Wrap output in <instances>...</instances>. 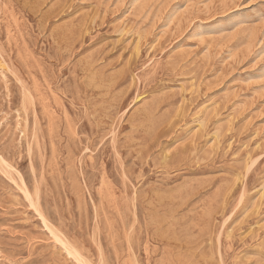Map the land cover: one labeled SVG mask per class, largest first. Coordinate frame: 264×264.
<instances>
[{
	"label": "rangeland",
	"instance_id": "obj_1",
	"mask_svg": "<svg viewBox=\"0 0 264 264\" xmlns=\"http://www.w3.org/2000/svg\"><path fill=\"white\" fill-rule=\"evenodd\" d=\"M240 3L0 0V264H264V7Z\"/></svg>",
	"mask_w": 264,
	"mask_h": 264
},
{
	"label": "bare ground",
	"instance_id": "obj_2",
	"mask_svg": "<svg viewBox=\"0 0 264 264\" xmlns=\"http://www.w3.org/2000/svg\"><path fill=\"white\" fill-rule=\"evenodd\" d=\"M124 26H125V25H124ZM68 54H69V53H68ZM259 55H260V54H259ZM2 68H3V67H2ZM23 90H24V88H23ZM44 100H45V99H44ZM24 101H25V100H24ZM26 101H27V100H26ZM44 102H45V101H44ZM21 103H22V102H21ZM21 103H20V104H21ZM28 107H29V106H28ZM73 107H74V106H73ZM145 108H146V107H145ZM23 109H24V108H23ZM157 109H158V108H157ZM151 111H152V110H151ZM144 112H145V111H144ZM142 113H143V112H142ZM155 113H156V112H155ZM27 114H28V112H27ZM17 115H18V114H17ZM143 115H144V114H143ZM146 115H147V114H146ZM157 116H158V115H157ZM151 120H152V119H151ZM79 124H80V123H79ZM155 124H156V123H155ZM153 126H154V125H153ZM34 129H35V128H34ZM38 130H39V129H38ZM34 131H35V130H34ZM39 132H40V131H39ZM37 133H38V132H37ZM214 133H215V132H214ZM213 135H214V134H213ZM41 138H42V137H41ZM35 141H36V140H35ZM231 141H232V140H231ZM178 143H179V142H178ZM178 143H177V144H178ZM111 144H112V143H111ZM44 145H45V144H44ZM230 145H231V144H230ZM244 146H246V145H244ZM114 147H115V146H114ZM46 148H47V147H46ZM242 148H243V147H242ZM114 149H115V148H114ZM170 150H171V148H170ZM192 153L194 154V152H192ZM193 154H192V155H193ZM115 155H116V154H115ZM120 157H121V156H120ZM247 157H248V155H247ZM249 157H250V156H249ZM114 159H115V158H114ZM117 159H118V158H117ZM118 160H119V159H118ZM202 160H203V159H202ZM80 161H81V160H80ZM80 164H81V163H80ZM9 166H10V165H9ZM102 168H103V166H102ZM53 172H54V171H53ZM18 173H19V172H18ZM19 174H20V173H19ZM20 178L23 179V177H20ZM24 183H25V182H24ZM24 183H23V185H24ZM262 185H263V184H262ZM24 186H25V185H24ZM24 186H23V187H24ZM25 188H26V186H25ZM27 190H28V189H27ZM27 190H26V191H27ZM26 191H25V192H26ZM254 191H255V190H254ZM25 192H24V193H25ZM261 193H262V192H261ZM263 193H264V192H263ZM26 194H28V196H29L30 193L27 192ZM30 195H31V194H30ZM36 195H37V194H36ZM25 196H26V195H25ZM37 196H39V195H37ZM262 196H263V194H262ZM35 197H36V196H35ZM26 198H27V196H26ZM32 198H33V197H31V200H32ZM255 199H256V198H255ZM262 199H263V198H262ZM262 199H261V200H262ZM27 200H28V199H27ZM242 200H243V199H242ZM29 201H30V200H29ZM29 201H28V202H29ZM33 201H34V200H33ZM211 202H212V201H211ZM211 202H210V203H211ZM33 203H34V202H33ZM260 203H261V202H260ZM253 204H254V202H253ZM30 205L32 206V203H31ZM263 205H264V204H263ZM251 206H252V205H251ZM34 207H35V204H34ZM252 207H253V206H252ZM32 208H33V206H32ZM259 208H260V207H259ZM259 208H256V209H259ZM34 209H35V208H34ZM249 209H251V208H249ZM250 211H251V210H250ZM35 212L38 214L37 211H35ZM39 213H40V212H39ZM244 214H245V213H244ZM247 214H248V213H247ZM256 215H257V214H256ZM39 217H40V216H39ZM40 218H41V217H40ZM41 219H42V221H43L45 218L42 217ZM43 222H45V220H44ZM43 222H42V223H43ZM47 224L49 225V223H47ZM47 224H46V225H47ZM256 226H257V225H256ZM46 227H48V226H46ZM49 228H50V227H49ZM49 228H48V229H49ZM50 230H52V228H51ZM53 232H54V230H53ZM55 232H56V230H55ZM55 232H54V233H55ZM56 235H58V234L56 233ZM59 237H60V236H59ZM59 237H58V238H59ZM58 238H57V240H58ZM63 239H64V238H63ZM63 241H64V240H63ZM63 241H62V242H63ZM60 242H61V241H60ZM66 244L69 245L68 242L65 243V245H66ZM129 244H130V243H129ZM62 245H63V243H62ZM67 245H66L65 247H67ZM130 246H131V245H130ZM71 247H72V246H71ZM64 249H65V248H64ZM67 249H68V248H67ZM73 250H74V249H73ZM73 250H72V251H73ZM67 251H69V249L66 250V252H67ZM71 253H72V252H71ZM69 254H70V253H69ZM75 254H76V253H75ZM67 255H68V253H67ZM76 255H77V254H76ZM73 256H74V255H73ZM100 256H101V255H100ZM73 258H74V257H73ZM76 258H77V257H75V259H76ZM79 258H81V257H79ZM75 259H74V261H75ZM85 259H86V258H85ZM101 259H102V258H101ZM135 259H136V258H135ZM87 261H88V260H87ZM84 262H85V260H84ZM84 262H81V263H84ZM79 263H80V262H79ZM86 263H87V262H86ZM88 264H89V263H88ZM90 264H91V263H90Z\"/></svg>",
	"mask_w": 264,
	"mask_h": 264
},
{
	"label": "snow or ice",
	"instance_id": "obj_3",
	"mask_svg": "<svg viewBox=\"0 0 264 264\" xmlns=\"http://www.w3.org/2000/svg\"><path fill=\"white\" fill-rule=\"evenodd\" d=\"M255 3V0H241L239 7L251 6ZM260 7H264V0H261Z\"/></svg>",
	"mask_w": 264,
	"mask_h": 264
}]
</instances>
